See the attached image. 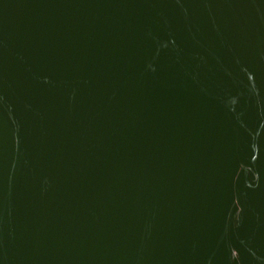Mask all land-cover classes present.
Listing matches in <instances>:
<instances>
[{
    "label": "water",
    "instance_id": "1",
    "mask_svg": "<svg viewBox=\"0 0 264 264\" xmlns=\"http://www.w3.org/2000/svg\"><path fill=\"white\" fill-rule=\"evenodd\" d=\"M0 264H264V0H0Z\"/></svg>",
    "mask_w": 264,
    "mask_h": 264
}]
</instances>
